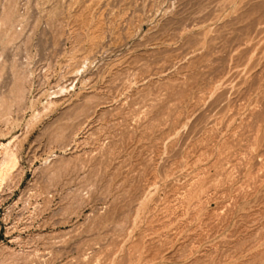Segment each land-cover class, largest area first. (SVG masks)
Instances as JSON below:
<instances>
[{
	"label": "rangeland",
	"instance_id": "374dc122",
	"mask_svg": "<svg viewBox=\"0 0 264 264\" xmlns=\"http://www.w3.org/2000/svg\"><path fill=\"white\" fill-rule=\"evenodd\" d=\"M0 264H264V0H0Z\"/></svg>",
	"mask_w": 264,
	"mask_h": 264
}]
</instances>
